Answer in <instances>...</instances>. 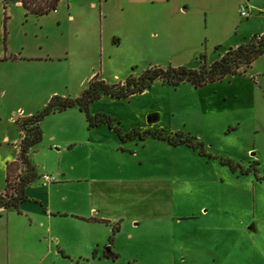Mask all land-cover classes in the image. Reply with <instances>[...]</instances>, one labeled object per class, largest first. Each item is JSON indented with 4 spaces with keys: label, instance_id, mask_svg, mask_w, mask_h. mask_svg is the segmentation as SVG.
<instances>
[{
    "label": "rangeland",
    "instance_id": "rangeland-1",
    "mask_svg": "<svg viewBox=\"0 0 264 264\" xmlns=\"http://www.w3.org/2000/svg\"><path fill=\"white\" fill-rule=\"evenodd\" d=\"M7 1L5 10L0 0V189L5 187L6 166L15 158V144L21 138L13 120L16 113L23 110L27 117L43 110L51 92L62 90L77 97L97 74L119 83L151 66L198 68L201 55L211 64L229 48L264 32V0H251V7L248 0H170L177 10L186 2L193 15L205 11L201 27L208 30L201 39L192 32L193 21L165 20L152 10L169 0H152L156 4H148L149 0H61L56 12L42 18L27 16L23 7ZM242 6L247 7L249 17L237 14ZM44 54L65 56L67 62L44 66L28 61ZM252 78L249 71L201 89L190 84L176 90L154 84L142 95L125 100L102 98L94 105L117 118L123 130L156 120L166 134L196 136L215 157L230 158L245 169L256 163L262 178L264 89ZM5 136L11 144L4 143ZM131 147L124 159L139 165L145 197L140 205L160 210L156 216L135 221L134 242L147 251L136 259L137 264H166L149 257L150 249L144 248L155 240H176L177 259L172 264H264V181L254 172L234 173L219 159L209 160L186 146L173 147L151 137L145 143L132 142ZM78 153L66 152L62 167L75 165ZM47 160L44 152L36 157L40 163ZM69 191H77L75 184L62 188V193ZM132 225L127 220V232L133 231ZM62 264L92 263L67 255Z\"/></svg>",
    "mask_w": 264,
    "mask_h": 264
},
{
    "label": "crops",
    "instance_id": "crops-1",
    "mask_svg": "<svg viewBox=\"0 0 264 264\" xmlns=\"http://www.w3.org/2000/svg\"><path fill=\"white\" fill-rule=\"evenodd\" d=\"M149 1L148 4H156L155 1ZM171 2L169 0L159 3L160 8L153 6L152 10L165 20L168 18L193 21L196 28L192 32L195 38L201 39L204 31L208 30L201 27L202 13L205 11L193 15L191 7L185 5L186 2H182L178 10ZM16 3L22 7L21 3ZM248 3L251 7V0H248ZM241 8L236 10L237 14L239 11L241 13ZM28 61L36 65L62 66V63L67 62V58L44 54ZM249 71L252 72V80L264 89V55ZM155 84L162 85L160 82ZM57 95L76 98L62 90H55L49 94L46 104L48 105ZM38 112L30 113L28 116ZM92 112L100 113L95 105L92 106ZM25 116L21 110L20 113H16L13 120L17 122ZM155 126L160 127L156 120L144 123L140 127L134 124L131 129L123 131L126 133L134 129L145 131ZM41 127L43 140L30 153L39 178L27 189L29 200L21 204L20 211L15 208L0 210V264H62V257L66 259L67 255L77 262L92 264L101 261L119 263L121 260L137 264L136 259L141 254H147V251L143 252L141 250L143 248L137 246L138 241L134 242L136 239L134 231L138 230L135 221L137 217L156 216L160 210L157 207L147 210L140 205L145 201V197L141 191L143 187L138 171L139 165L134 162V166L127 163L124 154L127 149L132 150V142L145 143L147 140L141 141L136 138L122 142L119 136L105 125L90 129L86 115L76 108L49 115L42 121ZM22 139L21 131V138L15 144L18 152L8 163L18 159ZM4 143H12L9 136L4 137ZM121 146L123 148H120ZM72 151L79 152L76 164L70 168L62 167L64 154ZM41 152L48 158L43 163L36 161L37 155ZM44 175L55 177L56 182L43 186ZM72 184H75L77 191L62 193V188ZM5 188L6 181L5 187L0 191H5ZM127 220L133 222V231H126ZM117 223L120 224V230L114 235L113 225ZM112 235L114 241L111 244ZM123 240L128 243H124ZM175 241L167 243L150 241L144 248L150 249L149 257L155 261L172 264L177 259L178 243Z\"/></svg>",
    "mask_w": 264,
    "mask_h": 264
},
{
    "label": "trees",
    "instance_id": "trees-1",
    "mask_svg": "<svg viewBox=\"0 0 264 264\" xmlns=\"http://www.w3.org/2000/svg\"><path fill=\"white\" fill-rule=\"evenodd\" d=\"M4 2V8L7 9L9 1ZM22 4L27 16L37 18L47 16L56 12L60 6L61 0H10ZM221 47H217L219 50ZM264 55V34L253 36L247 43L237 47L229 48L219 59L211 64L208 63L207 57L201 55L200 66L191 68L186 66L167 67L151 66L143 70L136 76L129 75L123 82L110 83L97 74L92 78L82 93L76 97L54 96L48 105L38 113L21 117L17 123L23 133V139L20 145L18 159L7 164L6 188L0 191V208H15L20 211L23 202L28 201V187L39 178L36 166L32 163L30 153L34 147L43 140L42 121L51 114L64 112L68 109L76 108L86 115L90 129L107 126L114 131L122 142H128L138 138L141 141L149 137L165 142L170 146H186L198 151L200 156L209 160L219 159L221 164L228 166L232 172H241L243 175H249L254 172L259 180H264V176H258L259 170L255 163L250 168L245 169L240 163H236L230 158L215 157L211 154L206 143L198 137L184 132L166 134L165 130L147 129L140 131L134 129L130 132H124L120 127L121 122L112 115L107 113H93L92 106L107 97L113 100H125L137 95H142L150 91L156 82H161L163 86L178 89L184 84H190L195 89H201L208 85L223 82L227 78L246 76L253 64ZM120 230V227L114 228V234ZM114 237H111L112 244Z\"/></svg>",
    "mask_w": 264,
    "mask_h": 264
},
{
    "label": "built area",
    "instance_id": "built-area-1",
    "mask_svg": "<svg viewBox=\"0 0 264 264\" xmlns=\"http://www.w3.org/2000/svg\"><path fill=\"white\" fill-rule=\"evenodd\" d=\"M241 16L245 17V18L250 16V12L248 11L247 7L243 6L241 8ZM42 181H43V186L46 187V186H48V185H50L52 183H55L56 182V178L51 176V175H44L42 177Z\"/></svg>",
    "mask_w": 264,
    "mask_h": 264
},
{
    "label": "water",
    "instance_id": "water-1",
    "mask_svg": "<svg viewBox=\"0 0 264 264\" xmlns=\"http://www.w3.org/2000/svg\"><path fill=\"white\" fill-rule=\"evenodd\" d=\"M154 120H150V122H153ZM0 210H1V208H0Z\"/></svg>",
    "mask_w": 264,
    "mask_h": 264
}]
</instances>
